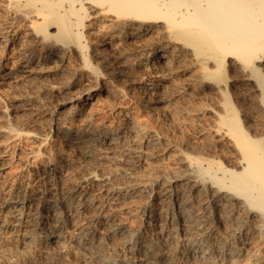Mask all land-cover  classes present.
Returning a JSON list of instances; mask_svg holds the SVG:
<instances>
[{"label":"bare ground","instance_id":"bare-ground-1","mask_svg":"<svg viewBox=\"0 0 264 264\" xmlns=\"http://www.w3.org/2000/svg\"><path fill=\"white\" fill-rule=\"evenodd\" d=\"M0 264H264V0H0Z\"/></svg>","mask_w":264,"mask_h":264},{"label":"rangeland","instance_id":"rangeland-1","mask_svg":"<svg viewBox=\"0 0 264 264\" xmlns=\"http://www.w3.org/2000/svg\"><path fill=\"white\" fill-rule=\"evenodd\" d=\"M99 99H98V98ZM96 100V101H95ZM98 100V101H97ZM101 100V101H100ZM102 100H103V102H102ZM96 102H98V103H96ZM100 102V103H99ZM90 103V104H89ZM96 103V104H95ZM103 103V104H102ZM78 106H80V107H82L81 109H82V113H84V114H87V113H89L90 111H92V109H94V108H97V107H99V105L100 106H104V105H108L105 109H103V111L105 112V115L107 116V117H113V116H116L117 115V113L119 112V110H120V108L118 107V106H116L113 102H105V100L101 97V96H98V95H94V93L88 98V97H84V100H83V98H80V99H78L77 100V103H76ZM93 104V105H92ZM97 106L98 104V106L96 107L95 105ZM93 107H92V106ZM85 106V107H84ZM83 107H84V109H83ZM92 107V108H91ZM118 108V109H117ZM90 109V110H89ZM108 109V110H107ZM85 110V111H84ZM88 110V111H87ZM116 110V111H115ZM108 111V112H107ZM109 111H110V114H109ZM112 111L114 112V113H112ZM85 112H87V113H85ZM112 115V116H109V115ZM179 133L180 132V130L179 131H175V135H177V133Z\"/></svg>","mask_w":264,"mask_h":264}]
</instances>
